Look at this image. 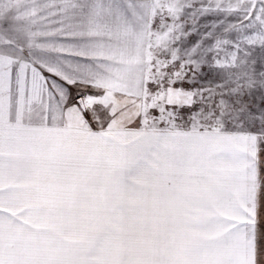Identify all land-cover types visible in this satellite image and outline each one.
<instances>
[{
	"label": "snow or ice",
	"instance_id": "6c2138e0",
	"mask_svg": "<svg viewBox=\"0 0 264 264\" xmlns=\"http://www.w3.org/2000/svg\"><path fill=\"white\" fill-rule=\"evenodd\" d=\"M0 264H264V0H0Z\"/></svg>",
	"mask_w": 264,
	"mask_h": 264
}]
</instances>
